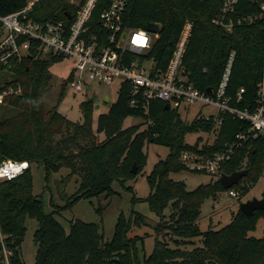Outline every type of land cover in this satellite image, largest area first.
Returning a JSON list of instances; mask_svg holds the SVG:
<instances>
[{"label": "trees", "instance_id": "trees-1", "mask_svg": "<svg viewBox=\"0 0 264 264\" xmlns=\"http://www.w3.org/2000/svg\"><path fill=\"white\" fill-rule=\"evenodd\" d=\"M261 1L239 0L234 17L258 14ZM25 4L26 0H0V15L14 12ZM108 5L109 0L96 1L90 18L94 30L100 27V14ZM220 7V0H128L122 17L128 28L148 30L152 24L159 26L144 59L152 60L161 69L172 55L183 24L191 22L192 30L182 57L189 80L201 91L216 90L233 52L226 96L231 105L255 111L259 105L257 84L261 81L264 63L263 24L256 21L228 32L213 22ZM70 10L74 11L67 0H40L34 17L41 21L65 20L64 14ZM58 62L61 60L55 57L40 58L31 53L6 70L11 79L6 78L3 84L20 92L11 93L0 102V163L10 159L39 164L45 181L51 174L68 168V175L77 176L79 186L65 204L67 208L81 199L103 194L109 197L114 193L113 182L124 186L143 170L147 162L146 143L165 146L169 149L167 157L157 162L147 176L149 195L143 199L134 196L132 204L148 203L149 210L162 221L155 231L166 230L173 246L156 239L151 253L139 258L135 243L142 241V237L130 236L129 232L133 227L143 226L145 220L133 207L128 217L119 215L109 241L103 240L98 224L78 219L70 222L66 232L55 213L45 212L43 201L33 193V175L28 167L14 179L0 182V230L8 237L11 264H25L20 247L13 243L17 237H24L28 218L38 224L33 235L37 246L34 264H264V238L249 235L257 222L264 219V210L246 215L239 209L227 225L201 230L196 222L203 202L216 199L225 189L217 179L188 191L185 183L169 176L187 170L179 160L183 151L210 158L225 151L238 134L246 133L249 121L222 113L209 119L198 114L188 123L180 113L166 109L159 100L151 101L148 113L144 114L143 109L129 105V85L122 83L116 101L98 116L94 131L92 98L80 104L82 123L73 122L58 112L68 79L62 84L56 104L45 106L42 94L51 79L49 68ZM241 88L244 92L237 102ZM128 116L143 121L124 128L122 122ZM216 118L221 120L217 129ZM142 126L145 127L142 129ZM214 129L217 133L210 144L199 145L200 139L194 144L185 141L187 134H208ZM247 135L220 171L230 174L247 169L239 183L231 187L241 194L255 184L264 170V136ZM133 167L136 173H132ZM166 208H170V214L164 219ZM197 238L202 240L201 246L181 247Z\"/></svg>", "mask_w": 264, "mask_h": 264}, {"label": "built area", "instance_id": "built-area-1", "mask_svg": "<svg viewBox=\"0 0 264 264\" xmlns=\"http://www.w3.org/2000/svg\"><path fill=\"white\" fill-rule=\"evenodd\" d=\"M97 0H67L74 11L65 20L41 21L34 17L35 8L40 0H26L18 10L0 15V71H6L13 63L23 57L35 54L36 57H55L69 60L72 68L66 85L74 92L85 89L87 81L111 84L115 81L129 85L132 108H141L148 113V104L159 100L178 113L188 114L191 106L212 107L217 114L227 113L234 118L249 121L246 133H240L228 148L210 158L191 151L180 154V162L193 172L220 176L222 165L230 159L241 141L248 133L264 136V63L261 81L257 84L258 106L255 111L239 109L230 104L226 87L231 72L234 53L227 61L221 81L212 90L197 89L189 80L182 66V57L192 30L186 21L175 43L172 55L164 69L158 68L152 60L144 59L152 47L157 33L125 26L123 11L128 0H109V5L99 17L100 27L96 30L90 18ZM239 0H220V12L213 19L216 25L230 32L234 27L251 25L261 21L264 28V0L259 4V13L235 18L234 12ZM19 90V91H18ZM20 89L0 85V102L11 93ZM244 89L237 92V102ZM198 110L195 114H201ZM202 115V114H201ZM209 119L212 115H202ZM217 119V118H216ZM217 126L221 124L218 118ZM26 165V166H25ZM29 167L28 161L4 160L0 163V182L9 181L22 174ZM231 197H237L238 190L228 189ZM7 235L0 230V264H11L12 251L7 244Z\"/></svg>", "mask_w": 264, "mask_h": 264}, {"label": "rangeland", "instance_id": "rangeland-1", "mask_svg": "<svg viewBox=\"0 0 264 264\" xmlns=\"http://www.w3.org/2000/svg\"><path fill=\"white\" fill-rule=\"evenodd\" d=\"M71 68L72 63L69 60L55 63L49 68L51 79L42 94L46 107H52L56 104L62 84L68 77ZM6 78L11 79L10 73L0 71V85L3 84ZM120 87V81H115L111 84L87 81L85 89L82 92L76 93L66 85L64 95L58 104V112L73 122L82 123L83 118L80 104L92 98L94 101L92 127L95 131L98 116L105 113L111 104L116 101ZM198 110H201L200 113L202 115L217 116V110L215 108H200V106L194 105L191 106L192 112L181 115L182 119L188 123L191 122L197 117L195 113ZM142 121L141 118L128 116L123 120L122 127L126 128L131 125L140 124ZM216 126L215 129H217ZM144 127L142 126V129ZM215 129L208 134L203 132L187 134L185 141L189 144H194L200 139L199 145L210 144L215 139L217 133ZM100 139H103V135H100ZM144 152L147 154V162L143 170L134 179L127 180L124 186H121L118 182H113L112 189L114 193L109 197L103 194L89 200L81 199L73 206L65 208L64 206L69 197L76 192L79 186L77 176H69V169L64 167L59 172L51 174L50 178L45 181L42 166L39 164L29 165L33 175V193L38 195L43 201L45 212L49 213L53 211L55 213V217L62 224L66 232L69 231L70 222L76 219L88 223H95L99 225L104 241L111 240L119 215L123 213L125 217H128L133 207L143 216L145 224L141 227H133L129 235L142 237V241L137 240L135 243L137 255L139 258L143 255L147 256L151 253L156 239L166 241L170 246H173V243L169 240L170 237L166 230L158 233L155 231V227L162 221L159 216L149 210L146 201L132 204V198L134 196L143 199L149 195L150 187L147 182V176L151 173L157 162L167 157L169 149L162 145L146 143ZM169 176L174 181L185 183L188 191H192L202 184L214 182L219 178L215 174L193 172L188 168L181 172L170 173ZM127 187H130L131 190H128ZM263 190L264 170L255 184L245 194H241L238 190L239 194L237 197H231L228 194V189L219 192L216 199H207L203 202L200 217L196 222L198 227L201 230H205L208 227L219 229L227 225L231 221L232 214L239 210L241 203L253 198H262ZM169 214L170 208H166L164 211V219H167ZM25 226L26 232L24 237L21 238L19 245L21 258L25 264H34L37 246L33 241V235L38 228V224L36 220L28 218ZM249 235L256 238H264V219H260L257 222L255 230L250 232ZM192 241L191 244H183L181 247L192 249L195 246L202 245V240L199 238L193 239Z\"/></svg>", "mask_w": 264, "mask_h": 264}, {"label": "water", "instance_id": "water-1", "mask_svg": "<svg viewBox=\"0 0 264 264\" xmlns=\"http://www.w3.org/2000/svg\"><path fill=\"white\" fill-rule=\"evenodd\" d=\"M65 15L70 18V14L68 12H65ZM151 33H158L159 32V26L157 24H152L148 27V30ZM212 89L208 88L207 93L211 95ZM106 100H108L106 98ZM165 108L169 109V105L165 104ZM132 173H136V169L132 168ZM247 173V169H242L238 171H234L230 174L221 173L219 176V182L223 186L224 189H229L232 186L239 183V181L242 179L243 176H245ZM239 209L246 215H251L256 210H264V199L263 198H253L246 202H243L240 204ZM21 238L17 237L14 241V246L19 247ZM117 262V259L115 260Z\"/></svg>", "mask_w": 264, "mask_h": 264}, {"label": "crops", "instance_id": "crops-1", "mask_svg": "<svg viewBox=\"0 0 264 264\" xmlns=\"http://www.w3.org/2000/svg\"><path fill=\"white\" fill-rule=\"evenodd\" d=\"M217 116H218V114H217ZM216 117V116H215ZM216 125H217V123H216ZM219 126H216V128H218Z\"/></svg>", "mask_w": 264, "mask_h": 264}, {"label": "clouds", "instance_id": "clouds-1", "mask_svg": "<svg viewBox=\"0 0 264 264\" xmlns=\"http://www.w3.org/2000/svg\"><path fill=\"white\" fill-rule=\"evenodd\" d=\"M26 166V165H25Z\"/></svg>", "mask_w": 264, "mask_h": 264}]
</instances>
